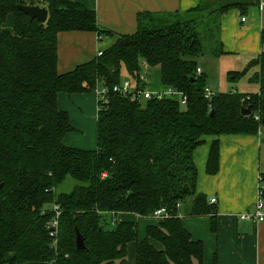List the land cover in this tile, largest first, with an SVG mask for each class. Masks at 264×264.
Segmentation results:
<instances>
[{"label": "trees", "instance_id": "trees-1", "mask_svg": "<svg viewBox=\"0 0 264 264\" xmlns=\"http://www.w3.org/2000/svg\"><path fill=\"white\" fill-rule=\"evenodd\" d=\"M18 5L35 3L0 0V25L9 15L14 20L12 33L0 31V264H127L131 242L135 264H202L203 243L192 240L180 216H208L215 233L216 210L205 195H195L192 155L204 136L255 135L264 125V51L242 71L226 75L237 83L257 67L250 82L258 84V94L216 92L204 98L209 75L195 72L204 56L227 55L219 18L231 7L200 0L184 13H139L134 34L117 37L101 55L59 74V33L93 32L101 38L111 33L79 3L48 0L44 24ZM260 41L264 46V30ZM141 60L159 67L161 84L183 93L185 105L110 94L107 104L97 105L96 149L65 147L64 136L75 130L57 106L58 94L91 93L98 84L111 88L123 73L144 88L138 79ZM247 107L250 115H241ZM218 159L216 140L207 175L217 173ZM259 186L264 195V173ZM54 204L60 216L53 246L47 226L53 213L45 207ZM161 210L162 219L145 228L142 240L136 223L115 219L119 213L152 218ZM75 229L83 251L76 250Z\"/></svg>", "mask_w": 264, "mask_h": 264}, {"label": "crops", "instance_id": "crops-1", "mask_svg": "<svg viewBox=\"0 0 264 264\" xmlns=\"http://www.w3.org/2000/svg\"><path fill=\"white\" fill-rule=\"evenodd\" d=\"M82 4L94 11L98 27L109 31L111 36L102 37L93 32H62L57 35V72L65 74L75 67L96 58L98 51L110 47L117 37L135 33L136 18L139 13H184L198 6L200 0H69ZM221 7H231L219 18V38L222 49L227 55L218 59L204 56L199 60L200 69L209 75L207 87L214 92H237L245 95L258 94V84L251 83L250 78L258 72L251 68L243 81L252 86V90H237V83L227 81L229 72H240L253 59L258 57L264 46L260 35L264 30V10L258 9L259 0H219ZM35 5L45 8L48 0H33ZM242 19H244L242 21ZM0 25V31H11L14 23L12 15ZM11 27V29L5 28ZM232 67L236 70L231 71ZM241 67V68H239ZM152 70V71H151ZM153 70L160 81L158 66L149 67L146 73V90L151 93L164 92L167 87L148 88L153 84ZM122 74V80H126ZM227 82V83H224ZM161 83V81H160ZM226 84V85H225ZM227 85H235L224 90ZM230 89V90H229ZM59 110L67 113L70 126L75 132L67 133L62 144L68 148L84 151L96 149V98L89 93L57 96ZM203 142L192 155L197 171L195 195L202 194L208 199H215L210 204L216 210L217 230H210V218L180 216L184 229L192 240L203 243L202 264H264V225L240 221L243 212H253L259 186V175L264 173V125L255 135H220L204 136ZM218 141V171L209 176L205 172L206 160L212 142ZM117 222H134L144 220L143 230L154 221L140 218L134 214L119 213ZM144 238H141L142 240ZM152 243V242H151ZM160 249V245H155ZM127 264H135V243L126 247Z\"/></svg>", "mask_w": 264, "mask_h": 264}, {"label": "built area", "instance_id": "built-area-1", "mask_svg": "<svg viewBox=\"0 0 264 264\" xmlns=\"http://www.w3.org/2000/svg\"><path fill=\"white\" fill-rule=\"evenodd\" d=\"M258 9L260 11L264 10V0L258 1ZM244 19H242L243 21ZM98 40H101V37L98 36ZM101 55V51L97 52V56ZM140 72L138 75V79L141 83L145 84L146 86V73L149 68L148 64L145 61H140L139 63ZM202 73L200 68L196 69L195 74L199 76ZM84 87H86V84H84ZM93 94L96 98V105L101 104H107L108 103V97L110 94H116L124 98H128L131 102L140 101V100H149V99H168L175 102H178L180 105H185L186 103V96L178 91H174L169 89L168 87L164 92H158V93H151L146 88H137L135 87L128 79L122 80L120 84L114 85L113 87L109 88L103 84H98L93 89ZM234 92V91H233ZM216 94V92L209 89L207 86L204 88L203 96L206 99H210ZM99 107V106H98ZM254 120L259 123L260 118L259 115H254ZM261 125L258 126L257 132L259 133ZM215 199H211L209 201V204H214ZM254 211L253 212H243L238 216V219L240 221H246V222H253V223H260L264 225V195H263V188L261 186H258L257 194H256V201L254 205ZM51 212L53 213L51 220L48 222V229H49V237L52 239V245H55L57 234H58V219L60 216V210L57 205H51L50 208ZM164 212L157 211L154 213L153 217H159L160 220L163 217ZM46 264H55L54 261L48 262Z\"/></svg>", "mask_w": 264, "mask_h": 264}, {"label": "water", "instance_id": "water-1", "mask_svg": "<svg viewBox=\"0 0 264 264\" xmlns=\"http://www.w3.org/2000/svg\"><path fill=\"white\" fill-rule=\"evenodd\" d=\"M17 9L19 11H21L22 13H24L25 15H27L31 20H36L38 22H40L41 24H44L47 20V10L45 8H41L37 5L34 6H29V5H18ZM251 113L250 108H244L241 109V115L243 116H249ZM2 186L0 185V188ZM75 247L77 251H83L84 250V243H83V239L81 237V235L79 234V232L77 231V229H75Z\"/></svg>", "mask_w": 264, "mask_h": 264}, {"label": "rangeland", "instance_id": "rangeland-1", "mask_svg": "<svg viewBox=\"0 0 264 264\" xmlns=\"http://www.w3.org/2000/svg\"><path fill=\"white\" fill-rule=\"evenodd\" d=\"M5 23H6V21H5ZM4 23V24H5ZM5 28H8V29H11V27H7V26H5ZM13 28H14V23H13V25H12V29H11V31H7V30H4V31H6V32H10V33H12L13 32ZM239 68H241V67H239ZM149 69V68H148ZM241 69H238V70H236V67H232L231 68V71H240ZM148 71V70H147ZM152 71V70H151ZM157 73L158 72H156V70H153V80H152V83L153 84H151V85H148V88H153V85L156 87V88H161V83H160V81H159V77H158V75H157ZM225 77H226V75H225ZM245 80H243V81H239L238 82V84H236V87H237V90L238 91H241V90H245V89H249V90H252L253 88H252V86H248L245 82H244ZM224 83H227V82H224ZM226 85V84H225ZM234 87L235 85H227V86H225L224 87V90H228V88L229 87ZM230 90V89H229ZM89 94H92V96H94L95 97V95L93 94V92H91V93H89ZM262 155H264V147H262ZM71 181H70V184H69V187H70V185H71ZM45 208H47V209H49V208H51V206H46ZM181 216H185V215H181ZM148 220H150V221H154L153 219H151V218H147ZM145 223V221L144 220H139L138 222H137V226H138V240H140L141 238H145V234H144V230H143V224ZM152 243H154V242H152ZM155 244V243H154ZM155 245H158L157 243L155 244Z\"/></svg>", "mask_w": 264, "mask_h": 264}]
</instances>
